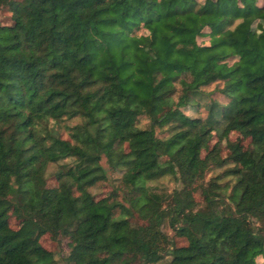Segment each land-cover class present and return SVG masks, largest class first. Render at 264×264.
Wrapping results in <instances>:
<instances>
[{"label":"trees","instance_id":"obj_1","mask_svg":"<svg viewBox=\"0 0 264 264\" xmlns=\"http://www.w3.org/2000/svg\"><path fill=\"white\" fill-rule=\"evenodd\" d=\"M0 9L11 19L0 22V264H61L45 233L67 238L69 264L164 254V264H264V0H0ZM77 116L71 141L47 123ZM232 131L226 155L209 147L213 133ZM102 156L121 170L123 201L116 186L100 199L89 190L106 178ZM215 166L225 167L201 206L189 185ZM166 174L181 186L149 184ZM135 212L145 225L130 223ZM11 216L30 228L19 232Z\"/></svg>","mask_w":264,"mask_h":264},{"label":"rangeland","instance_id":"obj_2","mask_svg":"<svg viewBox=\"0 0 264 264\" xmlns=\"http://www.w3.org/2000/svg\"><path fill=\"white\" fill-rule=\"evenodd\" d=\"M261 1V0H259ZM10 16L9 13L4 10V9H0V22L2 23H8L10 22ZM257 25H259V27L263 26L262 22H259ZM255 25L254 28L256 27L255 33L258 31V26ZM260 27V28H261ZM254 33V35H256ZM254 35H252L253 37H255ZM217 96L220 97V94L218 92L213 93ZM173 98L170 99V104L165 107L162 110L161 116H160V120L164 121L167 120L170 115L173 112ZM185 112H189L191 114H194L192 111H190L189 109H185ZM77 121H80V117H73V118H68V119H64L61 120L60 122H58V124L55 122L54 119H49L47 121L48 126L56 131L57 128L59 130V134L65 138H67L69 141V135L67 132V128L66 125H71ZM148 119L146 118V116L142 115L139 118L138 124L141 126H148ZM156 132L158 135H166L167 134V130L166 127L161 128V127H156ZM239 134L238 131H232L229 133V136L227 137L226 135H221L218 136L215 133H213L210 142H209V147L212 145H216L218 147L221 148V152L222 154L226 155L228 153V147H227V140L228 139H235ZM249 141V137L247 136H242V147H245L248 144ZM207 148H205L204 150H202V154H204L206 152ZM162 162L166 161L167 158L165 156L160 158ZM63 161H69V159H65V160H61ZM101 164L104 166L105 170H106V178L105 179H101L98 182H96L93 186L89 187V190L91 192H93L95 198L100 199V198H104V197H113V188L116 186V195L115 197L119 200V201H123V191H122V187H121V170L111 167L109 165V163L107 162V159L105 156H102L101 158ZM58 163L57 162H49L46 170H45V176H46V183L47 185H52L56 182V180L53 177V171L57 168ZM225 166H215V167H211L207 172H203V173H197L193 179V181L190 183L189 187L192 188L194 196L196 198V200L199 202V204H201V206H204V201H203V193L204 191L207 189V181L210 179V177L212 175H218L220 173H222V170L224 169ZM231 177L229 176H221L219 181L221 182H225L227 181V189L229 188V185L231 184ZM149 184L152 185V187L157 190V191H162V192H169L172 191L173 188H179L181 186V183L179 180H176L174 178V176L170 175V174H166V175H162L154 180L149 181ZM213 205L215 206L216 210L221 213L222 211L227 212V210H229V206L224 203V201L222 199H217L213 202ZM133 217H131L130 223L135 226V227H139V226H143L147 223V218L146 217H142L141 215H139L138 213H134L132 215ZM10 224L12 227L16 228L17 230H19V232H25L30 228V225L27 221L25 220H19L14 216L10 217ZM162 228L165 232L168 233V235L173 238L174 242L176 244H186L187 243V239L184 236H179L176 235V233L172 230V228L170 227V225L168 224L167 220L163 223ZM40 241L41 243L47 247L48 249H52L53 251H55V256L59 259V261L61 262V264H69L66 261V255L69 252V247H68V240L65 237H53L48 233L43 234L40 237ZM170 258L169 254H164L163 257H161L159 260L155 261V262H151L149 264H164L168 259ZM256 261L259 263H263L264 262V255H258L256 257Z\"/></svg>","mask_w":264,"mask_h":264}]
</instances>
